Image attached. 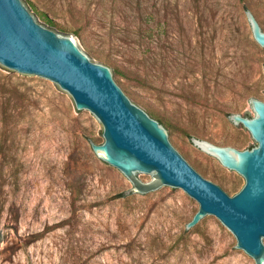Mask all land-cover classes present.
<instances>
[{"label":"rangeland","instance_id":"374dc122","mask_svg":"<svg viewBox=\"0 0 264 264\" xmlns=\"http://www.w3.org/2000/svg\"><path fill=\"white\" fill-rule=\"evenodd\" d=\"M32 1L59 24L82 27L90 44L32 13L74 37L92 61L104 64L97 50L126 62L134 54L145 82L110 68L136 105L164 120L204 178L230 196L240 192L244 178L191 139L240 151L257 146L230 116L253 118L250 99L264 102V48L246 16L253 12L264 30V0H212L218 5L206 12L191 0H153L152 36L128 40L121 51L117 31L150 30L111 0ZM91 142L104 143L103 126L68 93L0 67V264H256L219 220L195 235L186 228L200 206L183 190L127 194L131 181Z\"/></svg>","mask_w":264,"mask_h":264},{"label":"water","instance_id":"95a60500","mask_svg":"<svg viewBox=\"0 0 264 264\" xmlns=\"http://www.w3.org/2000/svg\"><path fill=\"white\" fill-rule=\"evenodd\" d=\"M32 13L47 14L32 0H0V67L14 75L53 82L71 96L78 111L92 113L103 126L104 138L103 144L91 142L92 150L131 181L133 189L127 194L183 190L200 206L188 230L195 227V235L205 222L219 220L236 238L237 249L256 264H264V102L250 99L253 118L230 116L241 131L248 130L256 147L240 151L191 139L244 178L240 192L230 196L202 176L168 130L136 105L109 66L92 61L74 37L39 24ZM246 16L255 42L264 48L259 21L250 10Z\"/></svg>","mask_w":264,"mask_h":264},{"label":"trees","instance_id":"16d2710c","mask_svg":"<svg viewBox=\"0 0 264 264\" xmlns=\"http://www.w3.org/2000/svg\"><path fill=\"white\" fill-rule=\"evenodd\" d=\"M105 0H103L104 2ZM153 0H111V4L113 5L114 10L116 9H123L121 10L122 13L124 14L125 19H129L132 21L134 25H136L139 22H143L147 27L149 28L150 31L146 32L145 35L141 34L140 32H130L128 29L124 30H119L117 31L116 35L117 40L121 42V44H115L114 46L117 47V49L124 50V45H127L126 42L128 40L133 41L134 43H137V37H145V38H150L152 36V29L151 25L154 22V13L153 10L156 9L155 4H151ZM169 2L170 0H165ZM191 2L194 4V6L197 9H203V11H210L211 7H216L218 4L217 2H214L212 0H191ZM150 4V5H149ZM32 9L39 14L38 8L34 4H30ZM53 11V10H51ZM53 14H57L56 12L53 11ZM41 17L43 18V21L49 25L51 28L57 29L60 32H67V33H73L75 36L81 38L82 40L86 41L87 43L90 44V40H88V37L86 34H84V29L80 26H74V27H68L64 26L62 24H59L55 22L54 20L50 19L47 14H40ZM236 33L239 31L236 30ZM112 33H108V36ZM107 36V37H108ZM111 38V37H110ZM245 43L247 45H251V42L247 39L244 38ZM111 42V41H110ZM95 55L97 58H99L104 64L107 66L114 68L115 71L123 76L127 77V73L133 75L136 79H139L140 81H146V78H142L141 73L138 71V61L135 57L134 54H132L131 62H126L124 61H118L116 58H114L115 54L113 52H102V51H94ZM119 52V51H118ZM137 56V54H136ZM127 63L129 66H127ZM147 113L155 120H157L159 123L163 125L164 120L158 116L155 112L152 111H147Z\"/></svg>","mask_w":264,"mask_h":264}]
</instances>
